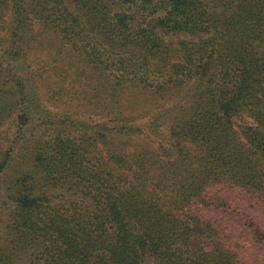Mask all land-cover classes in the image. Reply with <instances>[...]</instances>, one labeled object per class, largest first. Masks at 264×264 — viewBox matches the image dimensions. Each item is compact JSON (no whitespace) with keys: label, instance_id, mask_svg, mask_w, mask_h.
<instances>
[{"label":"trees","instance_id":"trees-1","mask_svg":"<svg viewBox=\"0 0 264 264\" xmlns=\"http://www.w3.org/2000/svg\"><path fill=\"white\" fill-rule=\"evenodd\" d=\"M3 30L0 126L22 142L0 197L28 250L0 264H264V0H0ZM49 72L104 119L48 110Z\"/></svg>","mask_w":264,"mask_h":264},{"label":"rangeland","instance_id":"rangeland-1","mask_svg":"<svg viewBox=\"0 0 264 264\" xmlns=\"http://www.w3.org/2000/svg\"><path fill=\"white\" fill-rule=\"evenodd\" d=\"M10 14L8 12L6 20H4L3 26L10 28L12 24V20L10 18ZM42 27L39 25L37 21H33L32 25L29 26L27 39L32 37V33H38ZM10 32L1 31L0 32V50L7 47L6 40L10 39ZM26 36V34H25ZM24 36V37H25ZM40 41L37 43L30 42L28 44V54H27V63H31L38 57H46L47 52L46 50H41L39 48V43L43 40L42 38L39 39ZM4 43V44H3ZM34 63V62H32ZM36 64V63H34ZM34 68V67H33ZM35 69V68H34ZM63 77L56 76V73L49 72L44 74L43 77H40L38 80L39 89L41 90L42 102L44 106L53 111L57 115H63L67 113H75L79 114L82 119L90 120V121H101L104 118L102 116H98L95 113L91 112L87 106V100L85 99L84 91H86V87L84 85L74 84L71 81V77L67 79V81L63 82ZM63 90V91H62ZM88 90V89H87ZM62 91V92H61ZM11 121H7L5 124L0 126V149H6L8 144L11 140L15 137L19 138L18 132L19 129L14 126ZM40 133H36L34 137L31 139L32 145L36 143L38 140ZM31 133H27V138ZM19 140L22 139L19 138ZM18 151V148L16 149ZM23 161V160H21ZM22 162H16L14 171L20 169ZM23 165V163H22ZM13 169L9 170L8 173L3 178L7 181L5 185L8 183L10 177H12ZM59 196L65 195L64 191H58ZM14 206L12 205L11 200L8 198L7 193H3L0 197V250L9 248L18 247L28 250V246H23L18 241L19 234L14 233L15 231L12 230V211ZM17 234V235H16ZM34 249V248H32ZM29 252V251H27ZM18 264H24L23 262H18Z\"/></svg>","mask_w":264,"mask_h":264}]
</instances>
